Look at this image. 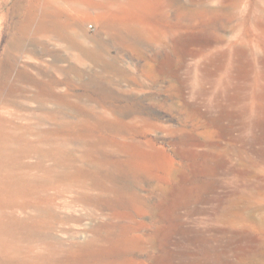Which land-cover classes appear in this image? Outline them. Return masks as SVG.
<instances>
[{"label": "rangeland", "instance_id": "obj_1", "mask_svg": "<svg viewBox=\"0 0 264 264\" xmlns=\"http://www.w3.org/2000/svg\"><path fill=\"white\" fill-rule=\"evenodd\" d=\"M46 1L0 0V73L11 66L10 59L13 77L20 69L47 81L67 76L71 80L68 86L61 84L50 88L55 93L67 94L70 102L85 108L96 105L100 96L95 87L99 84L120 95L119 101L109 98L107 105L114 101L116 107L126 105V97H135L137 106L150 115V121L158 124L139 135L124 133L123 139L118 140L126 137V152L137 155L136 166L148 177L140 186L147 198L144 202L148 211L140 216L132 211L136 214L132 217L122 208V217H105L99 213L97 219L87 218L80 224L69 225L83 231L73 240L68 234L62 235L72 248L67 258L56 264H264V42L256 45L257 40L264 41V0H238L240 5L236 8L230 6L233 0H204L206 9L200 11L196 10L200 0H133L138 7L132 16L125 11L130 0H81L79 6L71 7L64 0H58V5L70 7V16L77 18L78 24L71 22V29L79 35L80 41L112 57L123 70L136 75L139 83L120 79L112 68L73 50L53 33L36 38L33 32ZM91 1L100 5L93 6ZM194 10L191 19L189 13ZM31 16L38 19L32 22ZM131 19H137L140 24L138 33L129 37L125 26ZM108 23L119 28L110 29ZM26 25H30V30L24 34L22 30ZM204 39L214 40V44L220 45L219 50L208 56L191 54L196 48L194 41ZM20 42L25 46L24 53L22 49L18 53L11 47L12 43ZM233 43L230 50L229 44ZM251 45L258 51L253 52ZM56 57L63 59L56 62ZM159 59L173 62L177 80L172 81L160 73L159 80L153 81L152 73ZM62 68L67 73H61ZM73 68L81 69L82 74L73 73ZM22 85L28 88L27 95L15 96L19 104L9 106L12 115L3 112L18 133L27 126L32 125V131L38 127L36 118L32 120L29 115L30 110L38 107V102L28 96L36 88L31 84ZM235 90L241 92H238L240 97H247L226 98ZM87 95L93 96V100L89 102ZM235 102L253 107V118L258 122L255 132L245 133L246 137L258 138L253 152L247 149L245 155H253L263 172L247 180H237L235 173L226 168L209 170L210 162L215 164L223 158L212 142L219 144L220 151L229 147L233 140L220 134L218 128L205 125V117L184 107L192 103L203 113L219 115L223 103L232 109L231 104ZM47 106L56 119L40 127L52 129L66 124V120L80 121L81 117L88 125L80 126V130L89 128L92 136L111 142L112 134L93 130L95 114L77 115L78 107L66 106L63 115L55 98H51ZM2 110L0 108V113ZM232 120L228 117L223 121L227 124ZM178 127L184 128L178 130ZM239 133L236 129L230 136L236 137ZM29 136L36 137L32 133ZM181 138L183 142L178 146L190 154L189 158L181 160L174 155V161L170 162L167 154L173 155L177 146L173 142ZM136 140L141 142L140 146L134 143ZM231 153L226 154V158L235 162L237 157ZM149 179L158 186L160 197H155L157 193L152 192ZM235 199L239 202L231 208ZM156 203L160 208V224L151 217V206ZM226 207H230L231 216L241 214L244 220L232 226L213 219ZM140 220L147 226H141Z\"/></svg>", "mask_w": 264, "mask_h": 264}, {"label": "bare ground", "instance_id": "obj_2", "mask_svg": "<svg viewBox=\"0 0 264 264\" xmlns=\"http://www.w3.org/2000/svg\"><path fill=\"white\" fill-rule=\"evenodd\" d=\"M57 1L47 0L43 15L39 19L37 16L30 17L32 22L37 19L39 21L37 28L33 32L35 37L39 38L49 32L53 33L58 37L57 39L65 42L73 50H79L82 55L100 62L106 68H112L120 79L124 80L127 78L139 83V78L136 75L123 70L114 59H111L112 57H106L104 52L101 53L97 48L83 44L79 39V35L72 31L71 22L77 25L78 21L76 22L75 19L77 18L75 16H70L69 9L73 5L79 6V1L81 0H62L65 4L70 5L69 8L58 5ZM130 2L131 4L125 11L132 16L138 6L133 4V0H130ZM92 3L91 5L93 6H96V4L100 5L97 2ZM230 3L232 8L240 5L238 0H233ZM204 9H206L205 1L200 0L196 10ZM233 13L234 10L230 12L231 15ZM194 14L195 10L189 13V17ZM63 16L66 19H63ZM139 24L137 19H131V23L125 26L129 37L138 33ZM108 27L116 30L119 28L113 23H108ZM29 30L30 25H26L22 32L25 34ZM224 38L221 37V39ZM213 41L209 39H204L200 42L194 41L196 48L191 50V54L200 56L212 55L220 47V45L214 44ZM219 42L220 40H217V43ZM262 42L264 41L257 40L256 45ZM233 46L234 43L229 44L230 50L233 49ZM11 47L18 53H20V49H22L21 53L25 51V46H23L22 42L12 43ZM251 47L253 52L258 51L253 45ZM62 59V57H56L54 61L58 62ZM161 60L159 59L158 61V70L156 68L153 70V81L159 80L160 73L170 77L172 81L177 80V72L173 68L174 66L172 67L173 62L168 63L167 60ZM8 61L11 66H7L0 73V108L1 110L4 109L0 113V264H56L66 259L69 249L72 248V244H68L69 241L62 238V235L68 234L70 239L73 240L78 233L83 231L82 229L79 232L70 226L80 224L87 218L90 220L97 219L99 213L105 217H122V208L129 212L126 213L127 215L132 217L136 216L132 211L138 213L137 216L148 211V206L145 204L146 195H143L140 191V186L143 185V182L148 177L140 170V167L136 166V162H138L137 155L126 152V141H124L126 137L123 141L119 142L118 140L123 139L124 133L139 135L146 132L145 130L158 126V124L150 121V115L137 106V98L135 97H126L124 99L126 105H118L116 107V101L111 103V105H107V103L110 104L109 98L119 101L120 95H116L110 88H104L98 84L95 87V92L100 98L98 101L96 100L97 102L95 101L96 105L91 104V107L85 108L82 105L70 102L67 94L55 93L50 88V86H60L61 84L68 86L71 80L67 76H64L63 79H51V77V80L47 81L37 78L27 72V70L20 69L17 76L13 77V63L10 59ZM60 71H62L61 73H67L64 68ZM74 72L77 75L82 74V70L79 68H73ZM236 77H239V75ZM22 83L34 85L36 88L28 96L38 102V107L29 112L31 118L33 117L32 120L36 118L38 127L36 131H32V125L27 126L21 133H18L15 132L16 129L14 130L12 121L8 120L3 112H9L12 115L9 106L19 104L15 96L17 94L27 95L25 93L29 90ZM238 92L241 93L239 90H235L234 93L226 95V98L239 100L247 97L246 95L240 97ZM78 95L76 94L75 96ZM51 98L56 99L59 112H63V115L66 114V111H63V109L66 110V106L68 108L70 106L78 107L77 115L95 114L96 124L93 130L109 132L110 135L112 134L110 137L111 142H104L96 136H92L91 133L93 131L86 128L88 122L81 117L80 121L66 120V124L59 123V126L52 129L40 127L50 121V119H56L53 111L49 110L47 106ZM80 98L79 100L81 101L83 95ZM87 98L89 102L93 100L91 95H87ZM228 105L223 103V110L219 115L203 113L196 104L186 103L184 105L191 112L194 111L197 115L205 117V125L218 128L221 131H219L220 134L226 135L227 138L229 137L233 140L229 147L220 150L224 152L219 151V144L212 142L213 145L217 146V153H221L223 158L215 164L212 163L213 161L210 162L209 170L215 171L219 168H226L235 173L237 180H247L252 176L261 175L263 170L259 169L258 160L253 155H245L247 149L253 152L252 148L258 142L257 137L249 138L245 135L246 132H255L258 126V122L253 118L254 109L249 104L239 105L237 102L231 104L232 109H229ZM65 117L68 119L67 116ZM228 117L233 120L231 123L226 124L223 120ZM83 125L86 126V130L79 129ZM183 128L178 127V130ZM236 129L240 130V133L236 137L234 135L230 136L231 132ZM170 130L177 129L171 128ZM30 133L35 134L36 137H30ZM149 142L153 143L152 140ZM182 142L183 138L173 142L177 146L173 149V155L167 154L170 162L174 161V155L181 158V160L189 158L190 154L178 146ZM134 143L138 144V146L141 145L139 140ZM229 153L237 157L235 159L236 163L230 161L229 157L226 158V154L229 155ZM149 180L151 185H153L152 192L157 193L158 186L154 185L155 183L152 184L151 179ZM159 194L160 192L155 197H160ZM237 202H239L238 199L233 200L230 207L236 206ZM230 207H226L213 219L220 223L237 226L239 221L244 220V218L241 214L231 216ZM150 210L152 220L159 223V205L157 203L152 204ZM139 222L141 226H147V223L143 220ZM110 224L113 225V221Z\"/></svg>", "mask_w": 264, "mask_h": 264}]
</instances>
